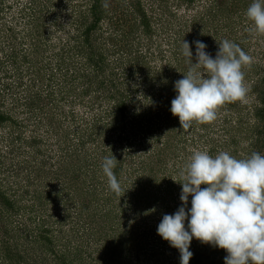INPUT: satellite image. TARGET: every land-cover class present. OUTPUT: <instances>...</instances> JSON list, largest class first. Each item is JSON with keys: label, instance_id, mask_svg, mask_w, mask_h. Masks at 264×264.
Instances as JSON below:
<instances>
[{"label": "rangeland", "instance_id": "obj_1", "mask_svg": "<svg viewBox=\"0 0 264 264\" xmlns=\"http://www.w3.org/2000/svg\"><path fill=\"white\" fill-rule=\"evenodd\" d=\"M134 1L103 0L101 2L102 7L105 8V13L103 20L93 34V47L97 50V53L100 52L106 57L105 64L108 69L105 75H107V79L113 80L119 85L123 84V89L128 86L131 87V100H134V102H132L130 107L127 125L138 115L140 121H143V129H147L153 124L155 136L163 135L160 145L164 148L167 147V152L164 153L166 157L161 160L159 167L157 163H151L150 166L160 175H168L171 181H176V183L173 189L169 188V191H171L170 195L165 192L163 198L157 204H152L141 215L131 209L135 205V200L131 199V197H118L116 199L115 208L125 210L119 217H116V215L120 212L111 215L112 221H119L117 226L121 224V227L125 230L128 228L134 229L139 235L138 241L140 242L134 250L121 251L120 249V253H117V256L121 255L127 258L123 261V264H180L179 251L172 248L167 241H164L157 234V227L163 216L165 214H174L182 206L180 201L182 188L179 184L180 170L188 162L194 151H207L210 138L213 139L218 149L227 150L231 154L235 151V156L240 159L251 155V141L246 134H242L239 127L236 126L233 129L234 124L232 122L237 123L238 114L234 111L230 112L224 105L219 108L217 118L213 122L205 124L207 129L200 126L197 127L196 122L193 121L189 129L177 130L174 128L172 134L164 131L163 123L165 122V117L167 124L170 122L163 111L164 103H167L166 97L169 96V93L166 95L161 92L159 86L150 89L149 87L152 83H147L145 79L152 78L153 80V78H156L157 84H159L158 80L165 79L166 82L168 81L172 84L173 79H181V64H184L182 68L188 67L187 62H181L184 57L182 55L184 40L189 45L191 43L194 47L191 50L193 55L196 52L193 42L200 40L207 45L206 52L215 58L218 51L217 42L228 39L238 44L243 51L253 57V63L242 68L244 84L247 88L246 96L235 101L240 103L241 108L247 109H243L242 113L247 115V118H250L249 112L253 110L255 101L251 86L255 81L257 71L255 67L262 65L264 61V36H253L248 31L251 21L247 19L245 13L248 8L247 5H250L253 0H243L240 4L238 3L239 9L235 8L233 15L219 13L220 15L218 16L211 14L208 10L213 0H197L195 7L192 8H187L182 0H141L144 7L153 14L155 33L152 39L149 38L147 40L144 38L137 41L136 34L130 35L129 31L131 28L126 25L128 20L126 15L128 13L130 16V5ZM92 5L93 0H0V100L5 104L4 107L7 105V109L4 111H8L11 115L16 114L15 117L26 118L27 114L22 106L24 100L22 99L19 102V96L21 97L26 93L27 90L25 88H29L32 93H44V96L47 95L48 89L41 88V83L47 86L49 84L48 78L50 76L53 77L52 81L50 80V84L55 87V90L51 92L52 97L49 101L45 100L46 98L44 97L49 111L46 114L50 116V113L54 112L53 122L44 116L37 119V121L34 118L29 119L26 123L27 130H23L26 136L36 133L43 141L46 140L44 145L39 146L44 152V155L40 156L39 160H44V169L47 171L54 166L59 168L56 160L60 156V147L55 142L58 139H62L59 142L62 145L65 144L63 137L66 135L65 131H67L68 127L63 123L64 115H62V112L64 108H66V112L68 110L69 113H75L74 115H77L78 118V121L72 127L73 129H69L71 132L70 136L73 138H76V136L72 131L77 126H84L85 129L90 130L91 124L97 121V118L102 117V123L107 128L108 123L113 120L111 117H105L109 109L108 102L103 104L96 103L93 94L95 93L93 91L94 88L82 84L85 81L82 78V73H90L92 71L88 68L89 64L87 61V54L90 50L84 48L81 54L80 48L82 47L83 49L82 23H85V21L90 23L92 21L93 16L90 12ZM192 20H196L199 23L196 29L191 25ZM137 47H139L138 51H143V55L147 57L148 65L145 66L146 71L137 72L134 75L132 72L136 65L134 52ZM9 57L10 59L15 58V61L22 62V74L20 75L23 77L22 84L24 87L19 88L18 91H21L19 93H16L14 89L12 91L4 90V87L8 84L6 82L10 80H2L3 71H5V68L10 71V67L8 65L5 67L3 62H8ZM195 62L196 60L193 59V63ZM13 72L15 76L19 74L18 71L13 70ZM36 79L39 82H36ZM134 89L137 90L136 94H132ZM171 97L175 98V96ZM146 115L149 117H146ZM150 117L152 119L151 123L148 121L144 122ZM176 118L178 117H174L175 127L177 125L180 126V122ZM225 119H229L231 123H226ZM23 135L22 137L25 139L26 136L24 135V137ZM7 136L6 131L0 129V155L2 157L0 179L4 181L5 186L14 185L21 192L25 189L26 181L30 177L28 176L27 179L23 177L25 182L18 178L17 181L20 183L10 177V181L5 179V177L9 176L8 171H11L8 169L12 167L10 165L12 164L13 167L18 165L17 159L14 158L15 155L9 151L10 145L9 141H7ZM101 139H104L105 145H107L106 148L109 147L114 148L116 151H121L122 147H125L119 142L118 133L111 132L109 127L101 136L100 141ZM148 139L141 133L135 139H132L135 146L143 150L140 151L141 156L143 155L141 159L150 157V153H146L150 149ZM71 141L76 143L72 138ZM167 141L168 146L161 144ZM232 141L235 142L231 143ZM19 144L17 146L27 148L25 144ZM185 145H188L187 150L183 149ZM95 146H97V142L94 139L88 142L86 150L90 149V147L95 148ZM218 151L220 152V150ZM158 153L159 151L155 152L156 155ZM73 164L77 168L81 166L75 160H73ZM25 173L28 175L27 172ZM26 174L24 175L26 176ZM59 177L61 176L50 174L46 179L48 182L52 181V184L47 185L48 182H44V186H41L40 183L36 182L30 189L34 192L37 191L38 197H45L44 195L50 191L52 195H57L61 192L64 195L67 192L72 193L73 186H71L70 176H66L63 179L60 178L62 180L59 179L61 183L58 181ZM126 186L128 187L129 183ZM125 191H128L125 193L131 194L129 189ZM23 200V207L26 211H21L20 217L25 220L26 227L31 229V227L39 224L40 221H46L44 229L47 227L52 229L55 234L53 237L57 244L56 249L61 255L66 254L69 249L71 253L81 251L82 255L84 254L85 256H81L82 259L78 257L79 264H110L106 258L112 252L111 248L104 249L103 242L96 245L85 242V234L92 232L89 230L90 227L95 228L93 229L94 231L98 228L97 223H94L92 218L87 217V215L80 216L74 206L47 202L48 200L46 199L43 201L45 206L38 203L35 206L36 209H33L32 212L30 209L38 200L32 198V193L31 197L24 196ZM188 207H191V197H189ZM139 210L141 211V207ZM63 215H68L69 218L66 219ZM20 217L18 220H20ZM11 222L12 227H15L13 230L22 233L23 221ZM185 226L187 228V222ZM32 234L35 236L36 233L33 232ZM67 242L71 243L69 249H66ZM34 248H29L25 256L28 259L32 258L29 264H40L36 258L39 247L37 249ZM85 258H87L86 261ZM50 264L56 263L51 260Z\"/></svg>", "mask_w": 264, "mask_h": 264}, {"label": "trees", "instance_id": "obj_2", "mask_svg": "<svg viewBox=\"0 0 264 264\" xmlns=\"http://www.w3.org/2000/svg\"><path fill=\"white\" fill-rule=\"evenodd\" d=\"M102 1L103 0H93V5L90 11L93 19L90 23H87L86 21L85 23H82L83 49L80 47L81 54L84 51V48L90 50L87 54V61L89 64L88 68L92 70L90 73H82V78L85 80L82 84H85L90 88H94L93 91L95 93L93 94L96 103L103 104L108 102L109 109L107 110L105 117H111L113 120H111V123H108L109 125L107 126L111 132L118 133V140L122 145H125V147H122L121 151H116L114 148H106L107 145H105L104 139H101L100 141L101 136L108 128H106V125H103L102 117L97 118V121L91 124L90 130L85 129L84 126H77L75 130L72 131V133L74 132L76 138L71 137L69 129L73 127L76 121H78V118L77 115H74L75 113H69L68 110L66 112V108H64L62 112V115H64L63 123H65L68 127L67 131H65L66 135L63 137L65 144L62 145L59 142V140L62 139H58L55 142L58 147H60V156L56 160L59 164V168L54 166L47 171L44 169V160H39V157L44 155V152L41 148H39V146L44 145L46 140L43 141L38 137V135H36V133L26 136L23 130H27L26 123L29 119L34 118L35 121H37V119L44 116L53 122L52 118H54V112L50 113V116L46 114L49 111L44 101V97L46 98L45 100L49 101L52 97L51 92L55 90V87L50 84V80L52 81L53 77L50 76L48 78L49 84L47 86H44V83H41V88L48 89L47 95L44 96V93H32L29 88H25V90H27L26 93H24L21 97L19 96V102H21L22 99L24 100V104L22 106L27 114L26 118L15 117L16 114L11 115L8 111H4L7 109V105L4 107L5 104L0 100V129L6 131L8 135L7 141H9L10 145L9 151L11 154L15 155L14 158L18 161V165L16 167H13L12 164L10 165L12 167L8 169L11 171H8L9 176L5 177V179L10 181L11 178L17 181L18 178H21L25 182L24 178L27 179L28 176L30 177V179L26 181L25 189L21 192H19L20 189L14 185L5 186L4 181L0 179V264H29V261H31L32 258L28 259L25 255L29 248L34 247H36L34 249L39 247L37 253L38 256L36 258L39 260L40 264H50L51 260H54L56 264H79L78 257L85 256L84 254L82 255L81 251L71 253L69 249L71 244L70 242H67L68 245L66 247V249L69 250L66 254L61 255V253H59L56 249L57 244L55 243V239L53 237L55 234L52 229L49 227L44 229L46 221H40L39 224L31 227V229L26 227L27 225L24 223L25 220L23 217H20V215L21 211H26L23 207V197H31V193L32 198L38 200L37 203L35 202L34 206L31 207L30 210L32 212L33 209H36L35 206L38 205V203L42 205L44 204L43 201L46 199L48 200L47 202L57 204L63 203L67 206H74L80 213V216L87 215V217L92 218L94 223H97L98 228L94 231L93 229L95 228L90 227L89 230L92 232L85 234V242L88 244L94 243V245L103 242L104 249L111 248L112 251L108 255V258H106L110 264H123V261L127 258L121 255H119V258L117 253H120V249L121 251L136 249L140 243L138 241L139 235L134 229L128 228L125 230L121 227V224L117 226L119 221H112L111 215L116 214V212H120L116 215V217H119L125 209L115 208L114 206L118 196L108 189L107 178L104 176L101 167L103 159L106 156H111L113 154L119 162L114 169V173L117 176L123 190L125 191L129 189L131 192V194L124 193V195L122 192L121 195L123 196L121 197H131V199L135 200V205L131 209L137 212L138 215L144 214L143 212L150 208L152 204H157L160 199L163 198V194L165 192L170 195L171 191H169V188L171 187L173 189L175 187L176 181H171L168 175H160L153 167L150 166L151 163H157V166L159 167L161 165V160L166 157L164 153L167 152V147L164 148L160 145L163 135L161 134L160 136H155L152 127L153 124L147 129H143V121H140L138 115L133 118L129 125H127V117L130 107L132 106V102H134V100H131V87L128 86L126 89H123V84L119 85L113 80L110 81L107 79V75H105L108 69L105 64L106 57L100 52L97 53V50L93 47V34L96 32L98 26L103 20L105 13V8H103V5L101 4ZM135 1L130 5V16L128 13L126 15V18H128L126 25L131 28L129 34H136L138 38L137 41L144 38L147 40L149 38L152 39L155 33V22L152 18L153 14H151V12L144 7L141 0ZM182 2L187 8H192L195 7L197 0H182ZM240 2H243V0L237 2L235 0H213L212 4L209 5L208 10L211 14L216 16L220 15L219 13L233 15V10L235 8L239 9L238 5ZM247 7H249V5H247ZM198 24L199 23L196 22V20L191 21V25L195 29ZM193 49L194 47L190 43V50ZM138 50L139 47H137L134 52L136 62V65L133 68L134 70L132 71L134 75L137 72L146 71L145 66L148 65L147 57L143 55V51L139 52ZM192 59H195V55L192 56ZM181 60L182 63L187 62L185 57ZM3 65L5 67L6 65L10 67V71L6 70V68L5 71H3L2 80H10L6 82L8 84H6L4 90L12 91L14 89L16 93L21 92L18 90L22 86L24 87L22 84L23 77L20 75L22 74V62L18 60L15 61V58L10 59L9 57V61L3 62ZM183 65L184 64H181V79L183 78V74H186L188 70L187 66L182 68ZM13 70L18 71L19 74L15 76ZM255 70H257L255 81L251 86L255 101L253 104V110H250L249 112L250 118H247V115L242 113L243 109H247L241 108V105L238 102L226 103L224 106L228 108L230 112L234 111L238 114L237 123L234 121L232 122V124H234L233 129L237 126L242 134H246L251 141L250 151H252V153L258 152L264 155V61L262 65H257ZM147 74L149 73L147 72ZM40 80L42 81L41 77ZM145 80L147 83H152L149 87L150 89H154L159 86L161 92H164L166 95L169 93V96L166 97L167 103H164L165 107H163V111L164 115L168 117L170 122L167 124L165 117V122L163 123L165 127L164 131L172 134L174 128L177 130H184L178 125L175 127V120L170 111L171 101L173 100L170 96L176 95L174 91V83L177 80L173 79L172 84L168 81L166 82L165 79L161 81L158 80L160 85L157 84L156 78H153V80L152 78H146ZM36 82L39 81L36 79ZM136 92L137 90L134 89L132 94H136ZM146 117L149 116L146 115ZM151 120L152 119L150 117L144 122L148 121L151 123ZM176 120L179 119L176 118ZM225 122L228 124L231 123L229 119H225ZM195 124L197 127L200 126L201 128L207 129L205 124ZM140 133L149 138L148 142L150 149L146 152L150 153V157H148V159H141L143 155L141 156L140 151L143 150L142 148L139 149V147L135 146L132 141V139H135V137ZM71 138L72 140H75L76 143L71 141ZM94 139L95 142H97V146H95V148L90 147V149L86 150L88 142L93 141ZM234 142L235 141H232L231 143ZM19 143L25 144L27 148L17 146L20 145ZM161 144L168 146V141ZM187 147L188 145H185L183 149L187 150ZM185 150L183 151L185 152ZM218 150H220V152H227V150L218 149L213 139L210 138L208 140V154L214 157L219 152ZM154 151H159V153L156 155ZM235 153L236 152L234 151L232 153L233 155L231 153L229 154L237 159H240L235 156ZM73 160L77 161L81 166L77 168L76 165L73 164ZM1 165L2 157L0 155V166ZM25 172H27L28 175ZM24 174H26V176ZM50 174L54 176H61L58 178L60 183L62 181L61 179L66 178V176H70L69 179L71 180V186H73L72 193L67 192L66 195H64L63 192H61L57 195H52L50 191L44 195L45 197H38L37 191L34 192L30 188L36 182L40 183L41 186H44V182H48L46 177ZM17 182L20 183L19 181ZM52 183V181H49L47 185ZM127 183H129L128 187L126 186ZM20 188L23 189L22 187ZM140 207L141 211L139 210ZM63 216L66 219L69 218L68 215ZM19 217L20 220H18ZM11 221H23L24 224L22 225V233H18L17 230H13L15 227H12ZM33 232L36 233L35 236L32 234ZM189 251L193 253L189 264H224V258L227 256V252L225 250L208 244H202L195 238H193L191 242ZM86 260L87 258H85V261Z\"/></svg>", "mask_w": 264, "mask_h": 264}, {"label": "clouds", "instance_id": "obj_3", "mask_svg": "<svg viewBox=\"0 0 264 264\" xmlns=\"http://www.w3.org/2000/svg\"><path fill=\"white\" fill-rule=\"evenodd\" d=\"M245 14L251 21L248 31L264 36V0H253ZM193 43L195 63L189 43L183 41L188 70L174 83L176 95L170 108L182 129H189L193 121L211 123L224 104L244 98L242 68L253 63L252 56L228 39L217 42L215 58L202 41ZM118 163L112 154L104 157L101 167L108 189L121 197L125 191L114 173ZM179 178L182 206L163 216L157 234L179 251L180 264H189L193 238L225 250L224 264H264V155L253 152L237 159L226 151L213 157L197 150Z\"/></svg>", "mask_w": 264, "mask_h": 264}]
</instances>
